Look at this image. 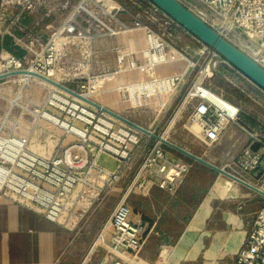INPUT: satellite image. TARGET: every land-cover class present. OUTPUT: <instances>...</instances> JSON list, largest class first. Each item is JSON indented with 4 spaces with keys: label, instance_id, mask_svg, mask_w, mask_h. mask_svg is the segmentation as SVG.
<instances>
[{
    "label": "built area",
    "instance_id": "1",
    "mask_svg": "<svg viewBox=\"0 0 264 264\" xmlns=\"http://www.w3.org/2000/svg\"><path fill=\"white\" fill-rule=\"evenodd\" d=\"M177 1L264 68V0ZM1 2L2 7L20 6L21 13L33 4L29 0ZM53 4L66 13L60 25L46 40L34 36L30 45L16 40L27 54L1 57L0 77L17 76L15 98L34 80L41 81L34 77L37 75L56 82L80 99L54 87L41 107L29 109L14 100L10 102L2 124L19 106L20 116L28 112L44 119L51 127L49 133H57L58 141L52 155L43 157L29 150L28 133L5 132L0 126V195L35 208L50 222H60L66 212L73 215L75 222L108 186L119 185L133 169L129 185L122 189L93 247H106L116 258L111 264H138L135 260L150 230L148 223L131 220L129 193L137 190L147 194L152 186L173 192L189 174L192 163L173 157L152 136L122 122L117 124L101 109L82 100L95 103L94 96L114 92L129 109L150 110L159 117L169 98L184 84L186 70L167 76H157L153 71L179 62H186V68L193 69L196 64L186 59L179 47L184 41L196 48L198 57L208 55V69L213 61L214 70L222 64L227 72L237 71L147 0H53ZM135 35L139 40L136 50L127 51L129 45H122L126 46L122 51L113 46L116 56L111 70L104 71L103 62L98 60L99 70L93 72L96 59L107 51L100 44ZM72 55H76L74 62ZM129 74L139 79L127 80ZM203 89L194 84L182 101L183 106H191L187 123L197 126L200 138L208 144H215L228 124L237 126L248 141L233 160L232 173L244 182L257 179L264 184V133L240 125L238 109L220 97L203 95ZM144 129L155 135L150 128ZM103 156L116 163L114 169L99 164ZM75 192L79 196L72 200ZM120 256L129 257L131 262ZM233 264H264V204L255 213Z\"/></svg>",
    "mask_w": 264,
    "mask_h": 264
},
{
    "label": "crops",
    "instance_id": "2",
    "mask_svg": "<svg viewBox=\"0 0 264 264\" xmlns=\"http://www.w3.org/2000/svg\"><path fill=\"white\" fill-rule=\"evenodd\" d=\"M35 14L36 20L33 27L38 26V28H42L43 23L48 22L46 17L51 16L49 9H40ZM22 22L25 26H30L29 19L23 18ZM39 29H34L32 32L34 36L39 34ZM54 29L47 30L46 37ZM23 34L25 35V33ZM23 34L20 36H24ZM43 36L45 37V35ZM134 39L129 40L127 51L138 48L137 41ZM107 42L109 43V41L104 43ZM12 43L10 41V44ZM102 45L100 44V46ZM103 49L105 50V47ZM106 50H110L109 45ZM2 51L6 55L16 57H22L25 54L24 49L19 46L14 48L13 44L7 45ZM71 59L76 60V55H73ZM175 68L171 74L182 72L181 66L176 65ZM16 78L17 76L12 75L0 79V90L4 91L1 89L2 85L7 86L5 94L0 92L3 94L4 103H6L2 115L10 109V102L15 98L14 90L11 91L9 87L16 86ZM39 83V80H34L32 88ZM209 94L213 98L211 93ZM255 98L264 100V92ZM219 101L223 103V101ZM21 104L20 106H25L23 94ZM223 105L228 106L227 103H223ZM235 106L240 112L238 117L240 125L264 133V119L260 114L249 115L244 113L240 106ZM260 111L261 115L264 114V106L260 105ZM18 114L20 115V110ZM46 135L41 141H38L37 146L32 144L29 135V150L43 157L51 156L58 141L57 133ZM247 141V136L237 126L228 124L214 145H223L232 149L238 144V155L246 146ZM40 145L50 149L49 152L40 149ZM170 154L187 161L177 154L172 152ZM197 157L201 158V156ZM203 157L201 159L218 167L215 160ZM204 170L207 173L212 169L192 164L189 174L177 184L173 192L162 191L155 186L150 187L147 194L139 200L140 208L137 207V198L131 200V220L135 223L146 222L152 227V232L154 231L148 237L141 256L135 260V263L233 264L236 254L244 245L246 236L251 229L255 213L264 204V198L250 189L235 188L217 180L197 197L195 203H192L194 208L189 211L190 217L184 223L185 200L192 199V197L186 199L184 188L188 181H192V178L197 181L195 176ZM77 192L72 195V200L78 198ZM121 192L122 189L119 187L108 186L99 199L93 201V204L85 210L80 219L73 222V215L66 212L58 223L44 219L33 207H26L12 198L0 195V264H84L88 249L108 218ZM73 223L75 224L73 225ZM121 257L131 262L129 257ZM114 259L116 258L113 257L112 260Z\"/></svg>",
    "mask_w": 264,
    "mask_h": 264
},
{
    "label": "rangeland",
    "instance_id": "3",
    "mask_svg": "<svg viewBox=\"0 0 264 264\" xmlns=\"http://www.w3.org/2000/svg\"><path fill=\"white\" fill-rule=\"evenodd\" d=\"M29 1L33 3L32 8L30 10H25L24 12L21 13L20 6L9 5V7H5V6L2 7L1 6L2 2L0 0V59L1 57L6 55V53H4L2 50H4V48L7 47V45L13 44L14 48L19 46L21 49H23L20 44L17 45L16 40L21 41L27 45L32 44L31 39L35 38L32 32L34 31V29L40 28V27L38 28V26L33 27L35 25L34 22L36 20L34 14L37 11H39L40 9H45V10L49 9L51 12V16L46 17V20L48 22H46L45 24L43 23L42 28H40L41 30L39 29L38 31L39 34L37 36L40 37L42 40H46L50 36L48 35L46 37L47 35L46 31L54 29L62 21V19L66 14L64 11L55 8L53 4V0H29ZM23 18L29 19L30 26L28 25L25 26L23 24L22 22ZM23 33H25V35ZM20 34H23L24 36H20ZM43 35H45V37ZM133 38H135L134 40H136L137 43L139 42L138 37L135 35L129 39L124 38L118 40H109V43L108 42L104 43L102 46L105 47V49H107L109 45L111 50L106 51L105 54L102 55L103 57L100 56L98 59H96L94 66L92 67L93 72H98L99 70V67H97L96 65V62L98 63V60L100 62H103L104 71L111 70V67L113 65V60L115 59L116 56V52L112 49L113 46L120 47L119 50L122 51L123 49L126 48V46H122V45L128 46L129 40L131 41ZM10 41H12L13 43L10 44ZM179 47H181L184 50L186 59H188L191 62H194L196 66L193 69L190 68L187 69L186 62L169 63L166 65L159 66L153 71V74L157 76L158 75L163 76L173 73L176 69L175 68L176 65H178L179 67L181 66L182 71L186 70L184 84L172 97L169 98V101L167 102L166 106L163 109L164 110L163 114L160 115L159 117H156L155 114H151L150 110H145L147 112L144 111L137 112L129 109L126 104L119 102V99L116 93L114 92H106L103 94L96 95L92 98V101H94L96 104L99 105L101 104L107 110L122 116L123 118L127 119L128 121L142 128H150L155 132L156 136H160V138L168 141L169 143H172L173 145H176L181 149H184L185 151L191 154H194L196 156H201V158L202 156H204L203 158L205 159L215 160V162L218 164L217 165L218 168H221L224 171L233 174L231 169L232 167L231 164L238 153V149H237L238 144H236L235 147H232V149H228V147H224L223 145L215 146L214 144L205 143L200 138V134L198 133L199 132L198 127L190 126L187 123V118L191 111L190 108L191 106L189 104H185L183 106L182 101L185 95L188 93V91L192 88V86L196 84L203 87L204 90H206L203 91V95L209 96V93H211L214 99L216 97H220L225 102L227 103L230 102L231 104L230 103L229 104L232 105L234 108L238 109V107L235 106L238 105L241 107L244 113H248L249 115H253L254 113L260 114V116H262V119H264V114L261 115V111H260V105L264 106V100L255 98V96L262 95V92L258 88H255L252 83H250L239 73L227 72L226 68L222 64L219 65L214 70L212 69L211 66L213 61H211L208 69L207 68V64L209 62L208 55L203 54L200 57H198L195 53L196 48H194L192 44L188 43V41L179 43ZM26 54L27 52L25 51V54L23 56H25ZM74 61L75 59L72 60L71 62ZM126 79L136 81L139 79V77L134 74H129L126 77ZM70 87L73 88L75 87V85H71ZM9 88H11V91L14 90V93L18 91L17 86H13ZM51 88L54 87L45 82L40 81V83L37 86H33L32 88L31 85L29 88L24 89L23 92H21V94L17 98L12 100H14L18 105H20L21 96L23 94L24 104H25V106L23 107L29 109H31L32 107H41L44 105L49 90ZM1 89H4V91L0 90V92L5 94L7 90V86L2 85ZM1 93H0V126H4L5 132H11L14 134L28 133L30 135V139H32V144L37 146L39 144L38 143L39 140L41 141L42 138L46 137L47 136L46 134L48 135L50 134L49 130L51 129V127L47 124V122L44 119L34 117L30 115L28 112L23 113L20 116L18 114L19 106H15L13 108L14 112H11L8 121L2 124L4 117V115H2V111L6 106V103H4L5 101L3 100L2 97L3 94ZM192 103L193 102H191V104ZM241 116H243V114H241ZM112 119L117 124L121 123L120 121L114 118ZM165 147L168 151L177 154L178 156L184 159H187V161L191 162L192 164L198 167H205L202 164L169 148L168 146L165 145ZM40 149L45 150L46 152H49L50 150L45 146H41ZM99 164L105 166L107 169L110 170L114 169L116 166V164L112 160H110L105 156H103L100 159ZM202 169H206V168H202ZM197 174L198 175L195 176L197 181L193 180L194 178H192L193 176L192 175L191 176L192 181L191 180L188 181L184 188V195L186 196V199L188 197H192L190 201L185 200L186 203L184 207L185 209L184 223H186L190 217L189 211L194 208V205L192 203H195L197 201V197L202 195L205 192V190L208 188V186H210L215 181L219 180L222 183L229 184L235 188L248 190V188L238 183L236 184V182H233L227 177L220 175L219 173L212 170L207 173L206 170L200 171ZM132 175H133V169L130 170L126 174L125 178L122 179L120 184L116 185L115 187L126 189V187L129 185L131 181ZM249 181L257 188L264 190V184H262L257 179H253V180L249 179ZM145 195L146 194L138 192L137 190L130 192L129 196L127 197V202L129 206L132 207L131 200L137 198L136 200L138 204L137 207L140 208L141 203L139 202V200H141L142 197H144ZM260 197L264 198V196H260ZM149 230L150 233L148 234V237L150 236L151 233L154 232V231L152 232V227L150 225H149ZM93 244L94 242L92 243V245L90 246V248L86 253V261L84 264H111L113 256L109 253L108 249L100 244H96L93 247ZM142 250L139 253L138 258L141 256Z\"/></svg>",
    "mask_w": 264,
    "mask_h": 264
},
{
    "label": "water",
    "instance_id": "4",
    "mask_svg": "<svg viewBox=\"0 0 264 264\" xmlns=\"http://www.w3.org/2000/svg\"><path fill=\"white\" fill-rule=\"evenodd\" d=\"M147 1L150 2L154 7H156L164 15L169 17L176 24H178L181 28L187 31L190 35L196 38L198 41H200L205 46H207L209 49L214 51L221 59L227 62L235 71H237L240 75H242L245 79H247L255 87H257L262 92H264V68H262L257 63H255L249 56H247L244 52H242L236 46H234L233 44L225 40L223 37H221L215 30H213L204 21L199 19L195 14H193L184 5H182L177 0H147ZM18 74H23V73H18ZM7 76L9 75L1 76L0 79L7 77ZM34 77L40 79L41 81L59 90L65 91L71 94L72 96L80 99V97H78L76 94L71 93L69 90H67L66 88L62 87L61 85L57 84L56 82L52 80H49L45 77L37 76V75H34ZM82 101H84L85 103L91 105L92 107L96 109H101L107 115L122 122L123 124L128 125L146 135H149V133L145 129H142L139 126L133 124L132 122H129L123 119L122 117L115 115L114 113L101 108L99 105L93 102H90V101H86V100H82ZM150 136H152L155 140L161 142L162 144L168 146L169 148L183 154L184 156L212 169L213 171L219 173L220 175L227 177L233 182H236L258 193L261 196H264V192H260L257 189H255V187H252L240 180L235 179L234 177L228 175L223 169L213 166L212 164L206 162L205 160L197 156H194L193 154L177 147L176 145H173L172 143L163 141L159 136H156V135H150Z\"/></svg>",
    "mask_w": 264,
    "mask_h": 264
},
{
    "label": "bare ground",
    "instance_id": "5",
    "mask_svg": "<svg viewBox=\"0 0 264 264\" xmlns=\"http://www.w3.org/2000/svg\"><path fill=\"white\" fill-rule=\"evenodd\" d=\"M203 91H206V90H204L203 89ZM123 119H125V118H123ZM125 120H127V119H125ZM128 121V120H127ZM130 122V121H129ZM134 124V123H133ZM136 125V124H135ZM138 126V125H137ZM140 127V126H139ZM140 128H142V127H140ZM142 129H144V128H142ZM146 130V129H145ZM147 131V130H146ZM148 133H149V135H152V133H150L149 131H147ZM162 139V138H161ZM163 141H166V140H164V139H162ZM166 142H168V141H166ZM226 172V171H225ZM228 175H230V176H232V177H234L235 179H237V180H240V181H242V182H244L243 180H241V179H239L238 177H236L235 175H233V174H231V173H228V172H226ZM244 183H246L247 185H250V186H252V187H255V189H257L258 191H260V192H264V190H261L260 188H257L256 186H253V185H251L250 183H247V182H244Z\"/></svg>",
    "mask_w": 264,
    "mask_h": 264
}]
</instances>
